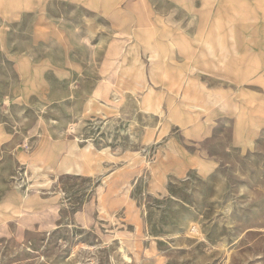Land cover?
<instances>
[{"label":"rangeland","instance_id":"1","mask_svg":"<svg viewBox=\"0 0 264 264\" xmlns=\"http://www.w3.org/2000/svg\"><path fill=\"white\" fill-rule=\"evenodd\" d=\"M0 264H264V0H0Z\"/></svg>","mask_w":264,"mask_h":264}]
</instances>
